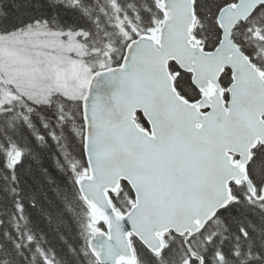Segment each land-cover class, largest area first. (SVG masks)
<instances>
[{
  "label": "water",
  "instance_id": "water-1",
  "mask_svg": "<svg viewBox=\"0 0 264 264\" xmlns=\"http://www.w3.org/2000/svg\"><path fill=\"white\" fill-rule=\"evenodd\" d=\"M194 2L158 0V32L137 35L124 48L128 59L108 67L111 73L98 70L87 85L88 175L76 186L91 214L107 222L88 243L100 264H134L132 238L159 254L164 233H198L220 198L221 177L243 180V168L227 162L229 149L264 140V79L231 35L243 9L220 15L223 35L208 51L192 34ZM169 61L191 74L200 99L179 94ZM225 68L232 71L227 104L219 84ZM136 111L149 129L136 122ZM121 181L134 197L125 213L109 195Z\"/></svg>",
  "mask_w": 264,
  "mask_h": 264
},
{
  "label": "trees",
  "instance_id": "trees-1",
  "mask_svg": "<svg viewBox=\"0 0 264 264\" xmlns=\"http://www.w3.org/2000/svg\"><path fill=\"white\" fill-rule=\"evenodd\" d=\"M72 2L73 0H0V12L7 14L0 15V33H4L9 27L40 17H47L55 29L77 31L83 28L88 33L83 38L88 54H83L80 60L89 70L100 67L101 63L107 66L120 60L127 38L135 31L154 29L161 19L155 0H82L77 8L72 6ZM199 2L197 12L201 33L207 38L206 45L212 46L219 38L215 8L224 5V0ZM85 5L88 9L86 13L82 11ZM240 28L234 34L235 41L243 51L246 48L253 53L257 52L253 41L244 40V26ZM251 58L255 61L254 55ZM170 69L176 71L177 67L171 63ZM181 73L183 74L178 77L175 85L181 94L193 100L196 90L189 85V76L182 71ZM73 78L77 89L79 78L77 75ZM5 80L0 73V81L5 82L2 87L6 96V99L0 98V211H3L0 214V264H44L40 250H43L48 264H98L87 247L91 236V231H86L89 211L74 182L76 175L86 169V162L80 157L82 142L70 132V120L63 128L57 126L56 117L59 115L61 101L55 93L63 91L54 85L44 84L42 90L47 89L46 94L35 102L28 96H23ZM76 96L72 94L71 97ZM30 107L34 109L31 113L28 112ZM28 115L33 125L31 129L25 126L24 116ZM138 121L145 125L140 114ZM44 124L48 127L45 128ZM50 132L55 134V140L49 136ZM36 134L45 139L36 142ZM18 150L24 153L23 162L9 170L7 166L15 164ZM64 154H67L68 160L79 161L75 177L66 170ZM45 169L46 175L42 173ZM121 185L123 190L113 198L115 206L124 210L133 201V197L130 187L123 182ZM17 199L24 204L22 214L15 210ZM233 214L247 215L261 226L262 214L256 209L242 205ZM103 225L101 222L98 228ZM212 232L217 234L216 240L209 245L207 237ZM28 235L33 236L31 243L27 241ZM10 238H18L24 247L19 251L12 248ZM221 240L226 252L235 242L232 233L215 222L203 233L189 237V246L184 243V237L166 234L164 244L167 251L163 254L162 251L159 254L151 253L134 240L135 264H190L193 259L190 250L201 256L205 254L206 246L209 248L206 253L209 256L208 264H214L211 259L212 250L221 247ZM253 243L257 247L260 244V238L255 233Z\"/></svg>",
  "mask_w": 264,
  "mask_h": 264
},
{
  "label": "snow or ice",
  "instance_id": "snow-or-ice-1",
  "mask_svg": "<svg viewBox=\"0 0 264 264\" xmlns=\"http://www.w3.org/2000/svg\"><path fill=\"white\" fill-rule=\"evenodd\" d=\"M82 0H73L72 6L74 8L80 7ZM243 9V15L237 20L236 26H244L245 41H253L256 47L264 45V39H257L254 33H260L264 36V0H224V6L219 8L216 13L217 18V31L223 35V26L219 23L220 15L226 10ZM87 6L82 8V11L87 12ZM0 15L6 16V13L0 12ZM56 17L54 16L53 19ZM35 23L40 24V20L36 19ZM43 23L48 24V19L45 17ZM31 24H29V27ZM71 32V29L68 30ZM80 33H84L85 38L88 33L84 32L83 28L78 29L77 37ZM66 35V33H61ZM131 40V37H128ZM136 41L129 43L128 48L131 49L132 44ZM264 50V49H262ZM245 54L250 58L255 55L259 56V52L253 53L245 48ZM111 58V57H109ZM124 60H127V55L123 56ZM120 64V60L115 61ZM100 68L111 73L114 69L107 68L103 63L100 64ZM92 77H99L102 75L100 71L89 69ZM91 80L85 82L86 85H90ZM61 101L59 106V115H57L58 127H65L67 121L72 122L70 132L74 137L82 142L80 157L85 162L88 161V129L90 127L89 117V100L88 94L81 90L79 96L71 97L63 92L57 91L55 93ZM231 95V87L226 89L223 94V99L227 103ZM50 107V102L48 103ZM34 111L33 108H28V112ZM25 126L29 129L33 127L30 115L24 116ZM259 123L264 126V115H261ZM47 128L48 125L44 124ZM49 136L55 140L56 136L50 132ZM36 142L43 141L45 138L42 135L36 134L34 136ZM230 155L227 156V162L233 165H239L243 168V180L235 179V176L231 178L221 177L220 198L217 204L212 210L211 216L205 221L204 225L198 229L199 233H203L209 225L214 222L218 225H222L225 231H230L234 238V244L229 251H225L223 248V240H221V247L218 250H212L211 259L214 264H264V140H261L258 144L252 145L249 148L243 146H236L229 149ZM65 155V164L67 165V171L75 177L76 169L79 161H71L67 159ZM24 153L18 150L15 157V164L8 165L9 170H13L14 167H18L23 162ZM42 173L46 175V169L42 170ZM15 181L16 178H13ZM75 182V180H74ZM227 187V192H224V186ZM246 205L248 208L258 210L261 215V226H258L247 215L237 216L234 212L238 211L239 206ZM15 210L18 213H23L24 204L20 199L14 205ZM22 218V215H21ZM254 233L260 238V244L257 247L253 243ZM7 235V234H5ZM216 233L212 232L207 237L209 245L213 244L216 240ZM224 239H227L225 237ZM27 241L31 243L33 236L28 235ZM9 243L12 248L19 251L24 245H21L19 239L12 240L10 238ZM41 251V257L44 260V264H48L47 257ZM167 251V247L162 249L163 252ZM205 254L200 256V264H208L209 256L206 253L209 252V248L206 246L204 249ZM190 264H197L195 258L190 261Z\"/></svg>",
  "mask_w": 264,
  "mask_h": 264
},
{
  "label": "rangeland",
  "instance_id": "rangeland-1",
  "mask_svg": "<svg viewBox=\"0 0 264 264\" xmlns=\"http://www.w3.org/2000/svg\"><path fill=\"white\" fill-rule=\"evenodd\" d=\"M30 51L34 58L26 59L24 53ZM42 55L40 45L37 43L29 45L26 48L22 45H3L0 44V69L4 72V76L13 82L16 86L25 89L29 98L33 101H39L46 94L47 89L42 90V85L53 84L59 90H66L72 94L76 89H73L72 75L76 71L80 73V67H74L72 61L62 56L53 54ZM58 59V63L51 60ZM45 68L44 70L35 69L32 71V64ZM80 65V62L78 63ZM57 71V72H55ZM37 75V77L35 76ZM3 98H5L3 96ZM3 211H0L2 214ZM86 231L93 232L97 226V220L89 217L86 219Z\"/></svg>",
  "mask_w": 264,
  "mask_h": 264
},
{
  "label": "flooded vegetation",
  "instance_id": "flooded-vegetation-1",
  "mask_svg": "<svg viewBox=\"0 0 264 264\" xmlns=\"http://www.w3.org/2000/svg\"><path fill=\"white\" fill-rule=\"evenodd\" d=\"M199 4H200L199 0H195L194 12L196 14V20H195V23H194L195 24V27H194V30H193V36L195 37V39H197V40L200 41V44L203 46V48L205 50L211 51V50L215 49L216 48V45L220 42V40H221V34L219 33V38L216 40V44H214L212 46H207L206 45L207 38H206V36L203 35V33H201L202 28L199 25L200 24V21L198 19V12H197V9L199 7ZM223 6L224 5L215 8L216 9L215 11L218 12L219 8L220 7H223ZM215 22H216V15H215ZM240 29H241L240 26H235L234 27V29L232 31V35H233L234 40H235V35L234 34L238 33L240 31ZM255 34H256L255 36L257 37L258 40L261 39V34L260 33H255ZM254 46H256L255 42H254ZM262 49H264V47H261V46L260 47H256V51L259 52V56L257 57V56L254 55V58H255L256 65L258 66L259 70H261V73H263L262 75L264 77V50H262ZM181 71H182V69L180 70V69L177 68V74L178 75H177V77L175 79V82L178 79V77L183 74V73H181ZM224 71L225 72H223L221 74L220 78H219V84H221V86L223 88V94H224V91L230 86L231 81H232V71H230L228 68H225ZM182 72L186 73L189 76L188 77L189 78L188 79V82L190 83L189 85L193 86L195 88V90H196V92L194 94L193 101L195 99L200 98L201 93H200L199 89H197V87L195 85H193L192 82H190V74L187 73V72H185V71H182ZM223 94H222V96H223ZM263 98H264V96H263ZM103 228H104V226H103Z\"/></svg>",
  "mask_w": 264,
  "mask_h": 264
},
{
  "label": "bare ground",
  "instance_id": "bare-ground-1",
  "mask_svg": "<svg viewBox=\"0 0 264 264\" xmlns=\"http://www.w3.org/2000/svg\"><path fill=\"white\" fill-rule=\"evenodd\" d=\"M104 230V228L102 227V228H98V226L95 228V230L93 231V232H91V236H90V238L88 239V243H89V240L91 239V237L93 236V234L95 233V232H99V231H103ZM88 243H87V247H88ZM88 249H89V247H88ZM89 251H90V249H89ZM90 253L93 255V253L90 251ZM95 258V257H94ZM96 259V258H95Z\"/></svg>",
  "mask_w": 264,
  "mask_h": 264
}]
</instances>
